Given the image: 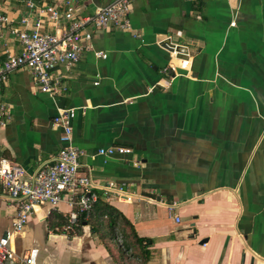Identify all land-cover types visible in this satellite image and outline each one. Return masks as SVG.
<instances>
[{
	"label": "crops",
	"instance_id": "1",
	"mask_svg": "<svg viewBox=\"0 0 264 264\" xmlns=\"http://www.w3.org/2000/svg\"><path fill=\"white\" fill-rule=\"evenodd\" d=\"M74 1L83 17L112 0ZM2 7L16 26L28 13L23 0ZM130 19L131 31H93L73 68H59L61 93L42 92L25 68L0 84L12 112L0 155L30 175L52 162L62 145L54 118L75 106L81 172L132 195L97 190L81 226L66 199L38 207L17 253L39 248L37 264H264V0H136ZM166 37L188 47L187 68ZM20 50L14 34L0 37V62ZM170 62L177 72L164 70ZM109 146L132 151L99 152ZM16 211L0 192V233Z\"/></svg>",
	"mask_w": 264,
	"mask_h": 264
},
{
	"label": "built area",
	"instance_id": "2",
	"mask_svg": "<svg viewBox=\"0 0 264 264\" xmlns=\"http://www.w3.org/2000/svg\"><path fill=\"white\" fill-rule=\"evenodd\" d=\"M3 1L0 0V37L6 32L14 34L20 41L21 50L8 51L0 62V84L8 80L11 72L25 68L34 76L42 92L55 96L67 89L63 82L64 74L59 68L67 71L73 68L84 48L90 45L94 30L109 26L132 30L130 11L136 0H112L99 7L94 14L83 17L77 15L78 6L74 0H66L61 5L23 0L28 13L20 17L17 26L14 18L4 12ZM53 27L55 30L51 29ZM171 52L177 57V51ZM95 54L106 56L102 51H96ZM177 58L182 61L181 68L188 67L191 56ZM164 70L177 72L178 67L170 62ZM76 111L75 106L59 108L54 122L62 127V145L54 160L35 173L30 175L23 165L0 155V192L15 200L17 205L11 227L0 233V264H37L39 248L19 255L14 240L24 232L26 223L38 207L45 204L57 206L66 199L75 208L69 213L71 223L79 224L80 214L84 215V219L90 217L98 199L97 190L101 189L108 195L117 194L123 200L132 198L118 183L111 181L100 184L90 174L81 172L80 156L84 150L73 143L72 121ZM11 119L10 105L0 98V126L7 125ZM131 151V148L124 146H109L99 150L105 155ZM151 200L161 202L156 198ZM167 205L171 211L176 208V203ZM176 219L179 221V216Z\"/></svg>",
	"mask_w": 264,
	"mask_h": 264
},
{
	"label": "water",
	"instance_id": "3",
	"mask_svg": "<svg viewBox=\"0 0 264 264\" xmlns=\"http://www.w3.org/2000/svg\"><path fill=\"white\" fill-rule=\"evenodd\" d=\"M161 45L169 51H177V56L181 58H188L190 55L188 47L186 45L176 43L172 41L170 37L163 38L160 41ZM42 168V167H41ZM206 238L201 240L200 243H204Z\"/></svg>",
	"mask_w": 264,
	"mask_h": 264
},
{
	"label": "trees",
	"instance_id": "4",
	"mask_svg": "<svg viewBox=\"0 0 264 264\" xmlns=\"http://www.w3.org/2000/svg\"><path fill=\"white\" fill-rule=\"evenodd\" d=\"M80 219H81V221H80L79 225L81 226L82 223L86 221V220L84 219V215H83V214H80ZM75 225H78V224H75ZM138 240L142 241L143 239H142V238H138Z\"/></svg>",
	"mask_w": 264,
	"mask_h": 264
},
{
	"label": "rangeland",
	"instance_id": "5",
	"mask_svg": "<svg viewBox=\"0 0 264 264\" xmlns=\"http://www.w3.org/2000/svg\"><path fill=\"white\" fill-rule=\"evenodd\" d=\"M102 30V29H101ZM114 247H117V245L115 244ZM118 248H119V245H118Z\"/></svg>",
	"mask_w": 264,
	"mask_h": 264
},
{
	"label": "bare ground",
	"instance_id": "6",
	"mask_svg": "<svg viewBox=\"0 0 264 264\" xmlns=\"http://www.w3.org/2000/svg\"><path fill=\"white\" fill-rule=\"evenodd\" d=\"M176 62V61H175Z\"/></svg>",
	"mask_w": 264,
	"mask_h": 264
}]
</instances>
